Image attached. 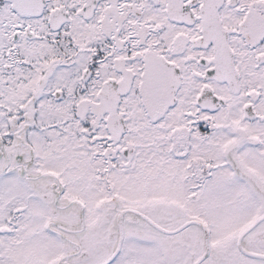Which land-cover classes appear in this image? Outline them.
I'll return each mask as SVG.
<instances>
[{"label": "snow or ice", "instance_id": "1", "mask_svg": "<svg viewBox=\"0 0 264 264\" xmlns=\"http://www.w3.org/2000/svg\"><path fill=\"white\" fill-rule=\"evenodd\" d=\"M0 264H264V0H0Z\"/></svg>", "mask_w": 264, "mask_h": 264}]
</instances>
